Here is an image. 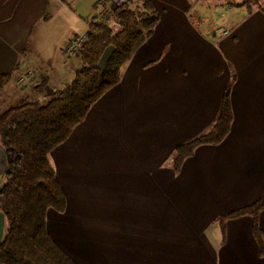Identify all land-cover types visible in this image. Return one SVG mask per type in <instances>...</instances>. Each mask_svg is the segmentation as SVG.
Masks as SVG:
<instances>
[{
  "label": "crops",
  "instance_id": "0c3cea01",
  "mask_svg": "<svg viewBox=\"0 0 264 264\" xmlns=\"http://www.w3.org/2000/svg\"><path fill=\"white\" fill-rule=\"evenodd\" d=\"M153 2L152 35L50 154L67 204L48 211V231L77 264H264L250 216L226 220L225 234L219 221L264 191V6L209 0L216 19L200 26L190 16L197 2ZM102 9L98 0H0V75H12L3 100L24 63L48 93L68 86L81 61L62 49ZM233 76L230 134L176 171L175 149L211 127ZM6 232L0 212V243Z\"/></svg>",
  "mask_w": 264,
  "mask_h": 264
},
{
  "label": "trees",
  "instance_id": "16d2710c",
  "mask_svg": "<svg viewBox=\"0 0 264 264\" xmlns=\"http://www.w3.org/2000/svg\"><path fill=\"white\" fill-rule=\"evenodd\" d=\"M262 1L227 3L249 8ZM112 16L116 28L104 22L90 24L89 39L79 55L81 66L68 86L44 99L22 95L6 103L0 96L1 146L8 155V168L0 187V212L7 220V232L0 243V264H77L57 245L47 228L48 211L62 212L67 204L50 154L85 120L100 97L119 83L124 65L152 35L160 20L153 0H125ZM107 49L111 52L102 66ZM234 78L211 127L175 149L172 163L176 171L199 146L220 144L230 134ZM11 81V74L0 75V94ZM263 211L264 191L255 203L220 217L223 233L226 220L250 216L260 254L264 256V230L260 225Z\"/></svg>",
  "mask_w": 264,
  "mask_h": 264
},
{
  "label": "built area",
  "instance_id": "2783aa9c",
  "mask_svg": "<svg viewBox=\"0 0 264 264\" xmlns=\"http://www.w3.org/2000/svg\"><path fill=\"white\" fill-rule=\"evenodd\" d=\"M125 0H98V4L102 6V11L94 15L87 23V28L84 32L74 35L67 44L63 47L62 53L64 57L72 58L80 55L84 44L89 39L90 24L95 22H104L108 24V18L113 15L116 7L122 5ZM230 9L228 8L227 11ZM224 15V14H222ZM22 74L19 73L17 83L21 88L29 87L31 89L42 88L46 84V79L42 72L35 66L24 63L21 67Z\"/></svg>",
  "mask_w": 264,
  "mask_h": 264
},
{
  "label": "rangeland",
  "instance_id": "374dc122",
  "mask_svg": "<svg viewBox=\"0 0 264 264\" xmlns=\"http://www.w3.org/2000/svg\"><path fill=\"white\" fill-rule=\"evenodd\" d=\"M195 2H197L198 4L195 6V8H193L191 11H190V16L194 17L195 19H197L198 21V25H202L204 26L206 21H204V19L202 18L204 15L206 17H208V19H206L207 21H211V19L215 20L216 19V15H215V11L212 10L210 11L209 8H207V3L209 0H192ZM250 7L249 8H253L255 6H258V7H261L263 8L264 6V0L259 3V4H252V5H249ZM222 15V14H221ZM223 17V15H222ZM108 24L111 25L112 27H117L116 26V23H115V20L113 18V16L109 19L108 18ZM111 52V49H107L101 59V65L103 66L105 61L107 60L109 54ZM80 56H76V57H72L71 59H80L79 58ZM62 59V58H61ZM70 59V58H69ZM33 66V65H32ZM22 70H20V74H22ZM19 76V75H18ZM49 88H52L51 85L49 86ZM11 90V85H7L5 87V89L3 90V92H1L0 96H1V99H7L8 97H10L9 93ZM14 96H12L11 100H14L16 99L17 97L19 96H22V95H28V96H31V98H39V99H44V98H48L52 93H48L47 91V84H44L42 86V88H39V89H31L29 87H26V88H21L18 83L17 85L15 86V90H14ZM21 93V94H19ZM11 100H8L6 103L10 102Z\"/></svg>",
  "mask_w": 264,
  "mask_h": 264
},
{
  "label": "water",
  "instance_id": "95a60500",
  "mask_svg": "<svg viewBox=\"0 0 264 264\" xmlns=\"http://www.w3.org/2000/svg\"><path fill=\"white\" fill-rule=\"evenodd\" d=\"M8 168V155L0 145V173L5 174Z\"/></svg>",
  "mask_w": 264,
  "mask_h": 264
}]
</instances>
